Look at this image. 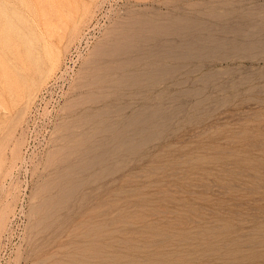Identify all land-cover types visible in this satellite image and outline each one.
I'll use <instances>...</instances> for the list:
<instances>
[{
	"label": "rangeland",
	"instance_id": "obj_1",
	"mask_svg": "<svg viewBox=\"0 0 264 264\" xmlns=\"http://www.w3.org/2000/svg\"><path fill=\"white\" fill-rule=\"evenodd\" d=\"M90 263L264 264V0H0V264Z\"/></svg>",
	"mask_w": 264,
	"mask_h": 264
},
{
	"label": "bare ground",
	"instance_id": "obj_2",
	"mask_svg": "<svg viewBox=\"0 0 264 264\" xmlns=\"http://www.w3.org/2000/svg\"><path fill=\"white\" fill-rule=\"evenodd\" d=\"M227 63V62H226ZM67 196V195H66ZM111 200V199H110ZM104 202V201H103ZM105 203V202H104ZM115 219V218H114ZM109 220V219H108ZM95 222V221H94ZM81 224V223H80ZM99 225V224H98ZM108 230V229H107ZM107 236V235H106ZM105 236V237H106ZM108 237V236H107ZM95 239V238H94ZM81 241V240H80ZM89 242V241H88ZM91 242V241H90ZM108 244V243H107ZM104 245V244H103ZM106 245V244H105ZM98 246V245H97ZM107 246V245H106ZM106 246H104V247H106ZM63 247V246H62ZM65 247V246H64ZM79 259V258H78ZM71 260V259H70ZM74 260V259H73ZM81 260V259H80ZM84 260V259H83ZM72 261V260H71ZM89 262V261H88ZM91 264V263H90Z\"/></svg>",
	"mask_w": 264,
	"mask_h": 264
}]
</instances>
